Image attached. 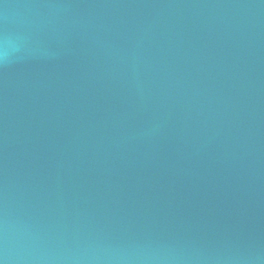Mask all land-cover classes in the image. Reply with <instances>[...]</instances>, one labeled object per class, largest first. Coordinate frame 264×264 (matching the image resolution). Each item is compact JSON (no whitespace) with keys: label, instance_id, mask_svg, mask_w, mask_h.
Instances as JSON below:
<instances>
[{"label":"water","instance_id":"water-1","mask_svg":"<svg viewBox=\"0 0 264 264\" xmlns=\"http://www.w3.org/2000/svg\"><path fill=\"white\" fill-rule=\"evenodd\" d=\"M0 264H264V0H0Z\"/></svg>","mask_w":264,"mask_h":264}]
</instances>
